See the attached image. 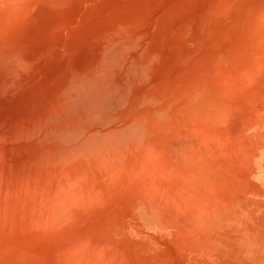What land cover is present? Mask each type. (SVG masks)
<instances>
[{
	"label": "rangeland",
	"instance_id": "1",
	"mask_svg": "<svg viewBox=\"0 0 264 264\" xmlns=\"http://www.w3.org/2000/svg\"><path fill=\"white\" fill-rule=\"evenodd\" d=\"M257 56L264 0H0V264H134L91 252L135 241L128 199L153 193L106 156L245 113Z\"/></svg>",
	"mask_w": 264,
	"mask_h": 264
},
{
	"label": "bare ground",
	"instance_id": "2",
	"mask_svg": "<svg viewBox=\"0 0 264 264\" xmlns=\"http://www.w3.org/2000/svg\"><path fill=\"white\" fill-rule=\"evenodd\" d=\"M261 61L257 56L247 70L238 69L253 73V80L257 79L252 83L253 91H237L230 96L231 102L241 95L245 97V113L238 110L233 118L211 113L205 120L186 123L167 140L139 143L118 155L106 156L105 167L116 169L117 177L123 169L131 170L135 159L137 163L143 160L140 165L149 171L142 167L139 170L148 176L153 193L139 191L128 199L131 202L127 218H131L139 242L130 243L119 234L120 240L115 243L120 246L115 244L118 247L106 246V250L91 252L129 255L137 262L134 264H264V63ZM140 151H146L142 152L145 155H134ZM125 152L133 156L115 166L116 157ZM166 186L182 191L167 192ZM141 208L146 214L156 213L160 233L151 235L146 231L137 214ZM120 221L119 225L124 227ZM112 260L116 263L118 259Z\"/></svg>",
	"mask_w": 264,
	"mask_h": 264
}]
</instances>
